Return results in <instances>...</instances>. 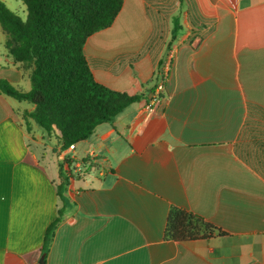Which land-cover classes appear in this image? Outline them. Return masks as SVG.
I'll return each mask as SVG.
<instances>
[{
	"label": "crops",
	"instance_id": "0c3cea01",
	"mask_svg": "<svg viewBox=\"0 0 264 264\" xmlns=\"http://www.w3.org/2000/svg\"><path fill=\"white\" fill-rule=\"evenodd\" d=\"M5 39L0 79L25 93ZM84 53L96 82L143 98L58 151L32 104L0 94V264H37L58 212L44 264H264V0H123ZM172 207L225 235L166 238Z\"/></svg>",
	"mask_w": 264,
	"mask_h": 264
},
{
	"label": "trees",
	"instance_id": "16d2710c",
	"mask_svg": "<svg viewBox=\"0 0 264 264\" xmlns=\"http://www.w3.org/2000/svg\"><path fill=\"white\" fill-rule=\"evenodd\" d=\"M20 1L26 11L24 20L0 0V28L6 36L9 56L23 70L30 71V89L19 92L0 79V94L32 104L33 110L22 114L24 121L31 120L48 137L57 131L58 151L86 140L98 126L112 124L120 112L143 98L96 82L84 53L88 38L112 25L123 0ZM158 79L159 70L150 80L149 92ZM60 216L58 212L46 229L42 253L51 242ZM224 235L203 217L170 208L166 238L187 243Z\"/></svg>",
	"mask_w": 264,
	"mask_h": 264
},
{
	"label": "built area",
	"instance_id": "2783aa9c",
	"mask_svg": "<svg viewBox=\"0 0 264 264\" xmlns=\"http://www.w3.org/2000/svg\"><path fill=\"white\" fill-rule=\"evenodd\" d=\"M172 59L173 55L169 52L162 65L158 66L159 79L152 90L148 93L144 105V111L149 115L155 111L163 100L164 86L171 68ZM73 147L74 145H70L69 149H72Z\"/></svg>",
	"mask_w": 264,
	"mask_h": 264
},
{
	"label": "rangeland",
	"instance_id": "374dc122",
	"mask_svg": "<svg viewBox=\"0 0 264 264\" xmlns=\"http://www.w3.org/2000/svg\"><path fill=\"white\" fill-rule=\"evenodd\" d=\"M18 5H16L14 3V0H8L7 1V8L10 11H12L13 13H15L21 20H24L25 16H26L25 7H24V5L22 4V2L20 0L18 2ZM24 103H25V105H29L30 104L29 102H26V101Z\"/></svg>",
	"mask_w": 264,
	"mask_h": 264
},
{
	"label": "water",
	"instance_id": "95a60500",
	"mask_svg": "<svg viewBox=\"0 0 264 264\" xmlns=\"http://www.w3.org/2000/svg\"><path fill=\"white\" fill-rule=\"evenodd\" d=\"M44 257H45V254L43 253V254L40 256V258H39L37 264H44Z\"/></svg>",
	"mask_w": 264,
	"mask_h": 264
}]
</instances>
